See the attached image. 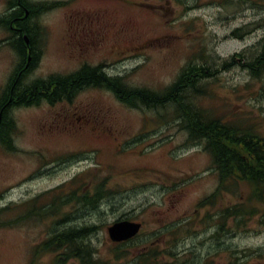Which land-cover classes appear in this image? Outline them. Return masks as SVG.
Returning <instances> with one entry per match:
<instances>
[{"label": "rangeland", "instance_id": "obj_1", "mask_svg": "<svg viewBox=\"0 0 264 264\" xmlns=\"http://www.w3.org/2000/svg\"><path fill=\"white\" fill-rule=\"evenodd\" d=\"M32 1L50 6L37 19L46 51L33 77L86 63L112 78L113 88L122 81L162 92L200 67L211 75L200 78L198 91H182L183 101L264 138V73L254 78L247 67L264 52V0ZM4 8L0 0V14ZM4 37L0 29V89L15 62ZM176 109L171 102L131 108L89 84L9 108L10 149L0 143V264H47L51 256L35 253L38 244L83 226L97 227L89 240L106 264H134L149 248L159 264H264L263 220L218 219L224 208L244 205L249 188L238 184L206 200L217 174ZM70 181L83 191L103 182L112 192L94 207L71 203L45 219L34 213ZM130 218L142 224L139 234L112 242L107 228Z\"/></svg>", "mask_w": 264, "mask_h": 264}, {"label": "trees", "instance_id": "obj_2", "mask_svg": "<svg viewBox=\"0 0 264 264\" xmlns=\"http://www.w3.org/2000/svg\"><path fill=\"white\" fill-rule=\"evenodd\" d=\"M247 67L251 76L259 79L264 73V52ZM204 74L206 72L203 68H190L187 72L181 74L170 87L162 92H156L142 87H130L122 81H120L122 89L116 86L113 88L111 86L112 81L104 79L99 69L92 67L85 68V70L77 73L74 76L72 86L89 84L90 86L109 88L114 91L120 102L131 108H141L144 105L151 110L157 109L167 102L177 106L178 109L175 110L177 112L175 115L182 120L191 141L197 143L204 141L205 151L211 157V168L217 174L216 192L206 200L212 201L225 191L230 193L231 187H237L238 184H243L249 188L246 200V203L248 200L250 202L247 204L249 207H244L246 203L242 202L244 204L242 206L224 208L218 214L220 225L223 223L222 221L229 219H234L238 223L245 217H252V215L258 216L259 221L262 222L263 220L264 222V138L254 130H244L237 125L223 123L219 118L206 117L204 112L183 101L181 92L190 91L192 88H197L198 91L202 88L200 78ZM65 87V84L59 85L58 90L62 88L66 91L67 88ZM56 96L52 94L46 98L53 100ZM189 98L193 99L194 97ZM8 99L9 97L6 95H0V143L5 149H10L8 147L10 145L8 132H10L11 125H13L12 120L7 118L6 100ZM17 99L19 100L18 103H30L38 98L23 95ZM183 114L185 115L182 116ZM228 162L232 164L231 168L228 166ZM70 185H72L71 181L68 185H62L49 192L53 194L51 195V201L48 198L49 203H41L42 207H46V209L36 210L34 213L42 215L45 219L49 216L61 215L63 207L71 203L94 207V204L101 202L99 199L110 195L109 193L112 192V189L103 182L93 184L90 182L86 184L90 188L84 191L85 186H82V182L80 186L70 187ZM43 197L38 196L41 201ZM4 212L1 210L0 214ZM0 225H2L1 222ZM96 229L95 226H83L80 228L71 227L56 232L40 242L35 253H38L41 257L51 256L47 264H67L71 261L75 264H106L98 255L97 250L90 244L89 238L94 235ZM155 252H157L155 248H149L147 251L140 253L133 260L134 264H159L161 261L157 260L158 257L152 256ZM30 264H38V262L32 261Z\"/></svg>", "mask_w": 264, "mask_h": 264}, {"label": "flooded vegetation", "instance_id": "obj_3", "mask_svg": "<svg viewBox=\"0 0 264 264\" xmlns=\"http://www.w3.org/2000/svg\"><path fill=\"white\" fill-rule=\"evenodd\" d=\"M49 7L43 1L5 0L4 12L0 14V29L5 33L2 41L6 47L13 51L15 56V62L7 76L6 84L0 89L3 94L9 96V99L6 100L8 109L18 104V96L41 98L55 94L66 97V95H72L76 89L88 85L72 86L74 76L85 68L87 69L86 63L68 74L52 72L46 76L33 77L34 70L38 67L43 53L46 51L41 44L42 26L37 19L41 11L49 9ZM102 76L107 81L113 80L105 75ZM64 84L67 88L66 91L62 89L64 87L58 90V86Z\"/></svg>", "mask_w": 264, "mask_h": 264}, {"label": "water", "instance_id": "obj_4", "mask_svg": "<svg viewBox=\"0 0 264 264\" xmlns=\"http://www.w3.org/2000/svg\"><path fill=\"white\" fill-rule=\"evenodd\" d=\"M140 229V223L129 220H121L108 227V235L112 242H122L136 236Z\"/></svg>", "mask_w": 264, "mask_h": 264}, {"label": "bare ground", "instance_id": "obj_5", "mask_svg": "<svg viewBox=\"0 0 264 264\" xmlns=\"http://www.w3.org/2000/svg\"><path fill=\"white\" fill-rule=\"evenodd\" d=\"M209 75H211V73L209 74V72H208V73L202 75V76H201V79H204L205 77H208ZM117 87H118L119 89H122V86H121V82H120V81L117 83ZM18 97L20 98L21 96H18ZM7 108H8V107H7ZM231 160H233V159H231ZM231 165H232V164H231L230 162H228V166H229L230 168L232 167ZM217 234H219V233H217Z\"/></svg>", "mask_w": 264, "mask_h": 264}]
</instances>
